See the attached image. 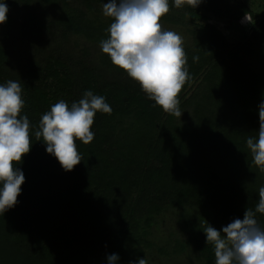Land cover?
Returning <instances> with one entry per match:
<instances>
[{
    "label": "trees",
    "instance_id": "16d2710c",
    "mask_svg": "<svg viewBox=\"0 0 264 264\" xmlns=\"http://www.w3.org/2000/svg\"><path fill=\"white\" fill-rule=\"evenodd\" d=\"M0 2L9 9L0 24V86L21 84L32 144L14 165L25 176L18 202L0 213V264H108L113 253L117 264H137L155 245L156 218L176 210L185 212L188 237L173 253L192 246L203 264H215L206 227L255 211L264 186L246 145L258 139L264 101V0H202L195 9L168 0L163 30L182 27L189 36L192 79L178 97L180 118L101 51L114 22L103 15L107 0ZM213 18L238 25L239 37L229 40ZM86 90L112 112L96 113L93 141H76L82 160L65 171L35 131L52 105L63 99L70 107ZM255 218L264 228V214Z\"/></svg>",
    "mask_w": 264,
    "mask_h": 264
},
{
    "label": "clouds",
    "instance_id": "9594fccd",
    "mask_svg": "<svg viewBox=\"0 0 264 264\" xmlns=\"http://www.w3.org/2000/svg\"><path fill=\"white\" fill-rule=\"evenodd\" d=\"M202 0H174L176 8L187 4L194 9ZM103 15L114 22L108 29L110 36L100 42L101 51L107 54L114 66L119 67L138 82L148 98L155 101L164 112L180 118L179 108L184 85L192 77L186 68L187 56L182 37L170 30H163L161 18L169 12L168 0H107ZM9 9L0 2V24L7 20ZM249 20L248 17H246ZM199 57L194 56L197 61ZM25 106L22 87L9 80L0 86V213L17 204L21 185L25 182L23 171L14 165L30 152V121L21 115ZM97 112L111 114L112 108L105 97L86 90L78 102L69 107L63 99L51 106L40 119L35 136L47 145V153L53 155L65 171H72L82 157L76 141L85 145L94 139L91 130ZM247 148L253 163L264 173V101L259 104L258 139L249 136ZM264 214V186L259 188V202L255 211L246 209L243 219L236 218L217 230L208 224L204 233L206 243L214 245L215 264H264V228L255 216ZM119 256H107L108 264H117ZM137 264H148L146 258H138Z\"/></svg>",
    "mask_w": 264,
    "mask_h": 264
},
{
    "label": "rangeland",
    "instance_id": "374dc122",
    "mask_svg": "<svg viewBox=\"0 0 264 264\" xmlns=\"http://www.w3.org/2000/svg\"><path fill=\"white\" fill-rule=\"evenodd\" d=\"M212 21L224 30L229 40L239 37H236L237 32L241 31L238 25L229 23L230 28H228L225 21L216 18H213ZM242 21H246V18H243ZM169 28L178 33L182 37L183 42L189 40L188 34L182 27L169 26ZM183 213L185 212L179 210L169 211L156 218L151 235V239L155 245L148 250L145 256L148 264H203L192 246H187L181 253H173L175 242L185 243L188 237L187 230L182 221ZM221 229L218 228L217 230Z\"/></svg>",
    "mask_w": 264,
    "mask_h": 264
}]
</instances>
